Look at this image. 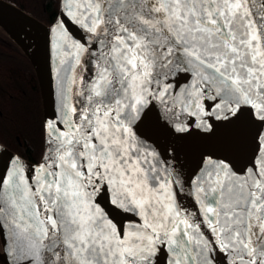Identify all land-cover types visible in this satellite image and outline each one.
Listing matches in <instances>:
<instances>
[{"label":"snow or ice","instance_id":"6c2138e0","mask_svg":"<svg viewBox=\"0 0 264 264\" xmlns=\"http://www.w3.org/2000/svg\"><path fill=\"white\" fill-rule=\"evenodd\" d=\"M48 34L40 159L0 137V264H264V0H58Z\"/></svg>","mask_w":264,"mask_h":264},{"label":"trees","instance_id":"16d2710c","mask_svg":"<svg viewBox=\"0 0 264 264\" xmlns=\"http://www.w3.org/2000/svg\"><path fill=\"white\" fill-rule=\"evenodd\" d=\"M44 24L58 10V0H6ZM41 99L34 68L22 49L0 26V137L28 161L43 151Z\"/></svg>","mask_w":264,"mask_h":264},{"label":"water","instance_id":"95a60500","mask_svg":"<svg viewBox=\"0 0 264 264\" xmlns=\"http://www.w3.org/2000/svg\"><path fill=\"white\" fill-rule=\"evenodd\" d=\"M56 14L49 24H44L40 22L39 20H37L35 17L31 16L30 14L22 10L21 8L15 6L14 4L6 0H0V26L6 31L7 34H8L7 29L5 25L1 23V20H5V21L6 20L7 21L19 20L22 22L44 25L49 30V27L51 23L54 21ZM9 37L11 38L10 35ZM15 43L17 44L16 41ZM18 46L20 47V45ZM49 56H50L49 34L47 31V34L40 46L39 52L36 55V65H34L31 59L28 58L34 68V71L37 77L39 94H40V99H41L42 117H44L45 112L51 113L52 107H53L54 65H50ZM7 151L10 154L16 155V153L10 150L9 148H7ZM189 151L190 149L186 148L184 152H182L181 159H182V162L185 160L187 161L186 171L187 173L190 174L193 169L190 164ZM117 219L122 220L123 217L117 216Z\"/></svg>","mask_w":264,"mask_h":264},{"label":"bare ground","instance_id":"6f19581e","mask_svg":"<svg viewBox=\"0 0 264 264\" xmlns=\"http://www.w3.org/2000/svg\"><path fill=\"white\" fill-rule=\"evenodd\" d=\"M7 29L8 34L20 45L21 49L29 59L36 65V55L47 34L48 29L44 25H38L19 20H1ZM162 147L166 146V141L161 139ZM189 159L192 169L195 168V154L189 151Z\"/></svg>","mask_w":264,"mask_h":264}]
</instances>
